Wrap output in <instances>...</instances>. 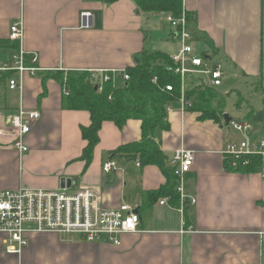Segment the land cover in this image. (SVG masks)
Instances as JSON below:
<instances>
[{"label":"crops","instance_id":"obj_1","mask_svg":"<svg viewBox=\"0 0 264 264\" xmlns=\"http://www.w3.org/2000/svg\"><path fill=\"white\" fill-rule=\"evenodd\" d=\"M182 6L192 17L191 44L203 45V56L220 61L223 72L225 68L245 84L251 82L264 107V0H182ZM82 12L92 15L88 28L81 27ZM165 15L141 12L132 0H0V64L11 61L9 29L21 23L20 47L37 55L41 70L36 76L11 73L0 79V190H57L64 179L69 193L93 189L102 208L126 204L138 213L143 194L163 186L165 176L157 166H137V160L111 153L141 139L140 120H127L121 128L104 121L85 169L80 129L90 124V114L64 110L62 86L49 74L125 71L137 64L142 51L177 55L181 43ZM9 80L19 86L10 89ZM113 82L116 88L124 84L118 74ZM221 87L215 90L229 94ZM174 105L168 104L169 129L157 130L154 140L165 156V168H172L176 150L194 153L182 209L168 199L161 205L167 197L159 198L147 212L138 213V231L122 235L119 246L106 238L89 243L79 235L33 233L20 253H8L7 236L0 233V264H264V209L258 205L264 202V173L224 169L226 145L234 142L231 118L228 123L199 119L198 112H181L178 102ZM19 108L39 113L30 123L23 154L14 148L8 125ZM253 112L247 109L246 121ZM110 159L118 169L104 173Z\"/></svg>","mask_w":264,"mask_h":264},{"label":"built area","instance_id":"obj_2","mask_svg":"<svg viewBox=\"0 0 264 264\" xmlns=\"http://www.w3.org/2000/svg\"><path fill=\"white\" fill-rule=\"evenodd\" d=\"M91 13L80 14L81 27L88 28L91 24ZM165 19L173 29L174 38L181 43L180 51L172 56V64L166 67L170 73L180 78V98L177 101L181 112L191 106L184 99V93L189 86H207L216 89L222 84L224 77L223 65L216 63L209 56L194 55L191 41L192 34L188 30L185 15L173 19L169 14ZM23 37L21 23H14L9 29V40L18 44L9 63L0 64V79L4 74L17 73L20 77L25 74L36 76L41 72L37 66L38 57L35 53H26L20 47ZM92 78L102 90V84L113 82L114 75L121 76L126 82L129 76L125 71L91 72ZM156 82V79H152ZM10 89L19 85L15 80H9ZM171 91L170 86L165 87ZM172 111L167 105V114ZM39 118L37 111L17 109L9 118L8 125L13 135V146L19 154L27 152L24 139L30 132V123ZM229 128L240 134V142H230L226 145L225 155L234 160L241 156L257 155L264 159V126L256 128L250 121L243 123L230 122ZM194 163V153L190 150L178 149L172 161L174 175L177 178L176 191L179 194L180 209L186 196L184 195L185 177L191 172ZM137 166L140 164L137 162ZM114 159L107 161L102 171L111 173L117 170ZM264 173V167L260 169ZM193 204L195 200L191 199ZM167 198L160 204H166ZM139 214L129 205L122 204L117 209H104L101 197L93 189L81 188L69 193L66 188L57 190L20 188L17 190H0V233L7 236L6 252L20 253L28 245V235L33 233H54L57 235H79L86 242H94L106 238L115 246L120 245V237L136 233L139 227Z\"/></svg>","mask_w":264,"mask_h":264},{"label":"trees","instance_id":"obj_3","mask_svg":"<svg viewBox=\"0 0 264 264\" xmlns=\"http://www.w3.org/2000/svg\"><path fill=\"white\" fill-rule=\"evenodd\" d=\"M98 1L113 4L117 0ZM132 1L144 13H165L173 19H179L184 14L188 23L192 20L191 15L184 11L182 0ZM11 43L14 52L18 44ZM137 59L135 66L125 70L129 79L121 87L116 88L112 82H106L102 84L100 92L92 73L88 71H60L49 76L62 86L61 106L64 110H84L90 114V124L80 129L82 139L86 142L80 156L85 169L91 163L93 149L99 141L98 132L104 121H111L121 128L127 120H140L141 139L118 147L112 151L111 157L119 155L137 160L142 167L157 166L165 176L163 186L143 194L138 213L147 212L156 200L163 197H167L172 207L178 208L177 178L173 168H165V156L159 143L154 140V135L157 130L169 129L166 107L170 103L176 104L180 98V78L166 70L172 62L164 54L142 51ZM7 76L4 74L1 80ZM153 78L156 82L152 81ZM166 86H170L171 91H166ZM226 95L207 86L189 88L184 93V99L191 104L186 111L198 112L199 119L219 122L223 118ZM241 101L237 106H240ZM261 166L262 158L257 155L241 156L236 160L231 157L224 159V169L231 173H258ZM258 205L264 209V202H258Z\"/></svg>","mask_w":264,"mask_h":264},{"label":"rangeland","instance_id":"obj_4","mask_svg":"<svg viewBox=\"0 0 264 264\" xmlns=\"http://www.w3.org/2000/svg\"><path fill=\"white\" fill-rule=\"evenodd\" d=\"M191 46L193 48L194 55L203 56V53L205 52V47L203 45L192 42ZM218 62L220 61H216V63ZM224 72L226 73L220 91H226L229 93L225 98L224 113L228 115L229 118H231L232 122L243 123L246 121L245 118L247 116V109H253L254 116L251 118L252 120L250 122H253V126L257 128L255 125L256 123L258 125L264 123V107L260 96L253 92L255 89L254 85L252 86L251 82L245 84L239 78L232 75L231 72L228 70L226 71L225 68ZM115 85L119 86L121 84L119 81H115ZM195 86L196 85L190 86L188 88ZM239 100L243 101H241L240 106H237ZM173 106L175 105L173 104ZM247 119L250 118L248 117ZM226 132L228 133L229 130H226ZM230 135L233 136L234 142H240V140H242V136L232 130H230Z\"/></svg>","mask_w":264,"mask_h":264},{"label":"water","instance_id":"obj_5","mask_svg":"<svg viewBox=\"0 0 264 264\" xmlns=\"http://www.w3.org/2000/svg\"><path fill=\"white\" fill-rule=\"evenodd\" d=\"M135 62L138 63V59H135ZM223 116V119L225 120L226 123L229 122L230 118L228 117V115H226L225 113L222 115ZM64 184H65V180L62 179L61 182H60V187L61 188H64ZM137 213V211H136Z\"/></svg>","mask_w":264,"mask_h":264}]
</instances>
